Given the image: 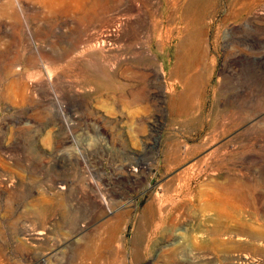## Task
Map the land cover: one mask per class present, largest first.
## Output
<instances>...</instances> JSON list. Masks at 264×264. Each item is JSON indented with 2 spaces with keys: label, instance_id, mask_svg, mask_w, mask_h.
<instances>
[{
  "label": "rangeland",
  "instance_id": "rangeland-1",
  "mask_svg": "<svg viewBox=\"0 0 264 264\" xmlns=\"http://www.w3.org/2000/svg\"><path fill=\"white\" fill-rule=\"evenodd\" d=\"M245 262L264 0H0V264Z\"/></svg>",
  "mask_w": 264,
  "mask_h": 264
},
{
  "label": "bare ground",
  "instance_id": "bare-ground-1",
  "mask_svg": "<svg viewBox=\"0 0 264 264\" xmlns=\"http://www.w3.org/2000/svg\"><path fill=\"white\" fill-rule=\"evenodd\" d=\"M174 1H175V0H174ZM174 5H175V4H174ZM115 32H116V31H115ZM115 32H114V33H115ZM110 33H113V32H109L108 34H110ZM90 42H91V41H90ZM93 43H94V42H93ZM89 44H90V43H89ZM97 44H98V43H97ZM105 44H106L105 42H103L102 44L100 43V44L97 45V47H98V48L100 47L99 50L101 49V47L105 49V47H106ZM92 45H93V44H92ZM106 45H107V44H106ZM94 46H95V45H94ZM76 47H77V45H76ZM89 47H90V46H89ZM97 47H96V48H97ZM98 48H97V50H98ZM90 50H92V49H90ZM93 50H95V47H94ZM85 51H86V50H85ZM69 52H70V51H69ZM79 52H80V51H79ZM77 54H78V52H77ZM179 60H180V59H179ZM181 62H182V61H181ZM181 62H180V64H181ZM187 79H188V78H187ZM194 81H195V80H194ZM194 81H193V82H194ZM198 82H199V81H198ZM193 84H195V83H193ZM196 84H197V83H196ZM194 87H195V86H193V88H194ZM99 198H101V197H99ZM99 198H98V196H95V195L93 196V195H91V196H90V199H89V200H90L89 202H90V203L92 202V203H93L95 206H97V207H103V206H102L103 204H102V202H101V199H99ZM103 201H104V200H103ZM105 201H106V200H105ZM155 203H156V202H155ZM152 204L154 205V202H153ZM152 204H151V205H152ZM149 208H150V207H149ZM152 208H153V207L151 206V209H152ZM156 208H157V207H156ZM153 210H154V209H153ZM152 215H153V214H152ZM153 216H154V215H153ZM111 224H112V223H110L109 226H110V227H111V226L113 227V224H112V225H111ZM107 227H108V226H107ZM113 229H114V227H113ZM107 230H108V228H107ZM114 230H115V229H114ZM109 231H110V230H109ZM112 231H113V230H112ZM116 232H117V231H116ZM116 232H115V233H116ZM104 233H106V232H104ZM107 233H108V231H107ZM112 235H114V234H112ZM106 237H107V236H106ZM106 237H105V239H106ZM113 238H114V236H113ZM111 239H112V238H111ZM115 239H116V238H115ZM113 240H114V239H113ZM116 240H117V239H116ZM107 241H108V240H107ZM108 242H109V241H108ZM112 242H113V241H112ZM103 243H105V241H104ZM110 243H111V242H110ZM98 244H99V243H98ZM107 244H108V243H106V245H107ZM111 244H112V243H111ZM87 246H88V245H87ZM84 247H85V246H84ZM92 248H93V247H92ZM118 250H119V249H118ZM90 251H91V250H90ZM111 251H112V250H111ZM113 251H114V250H113ZM85 253H86V252H85ZM110 253H111V252H110ZM95 254H96V253H95ZM88 255H89V254H88ZM101 255H102V254H101ZM89 256H90V255H89ZM83 257H84V256H83ZM87 258H88V257H87ZM75 259H76V258H75ZM110 259H111V258H110ZM112 260H113V259H112ZM83 261H84V260H83ZM105 263H106V262H105ZM84 264H85V263H84ZM242 264H250V262H245V263H242ZM251 264H253V262H251Z\"/></svg>",
  "mask_w": 264,
  "mask_h": 264
}]
</instances>
